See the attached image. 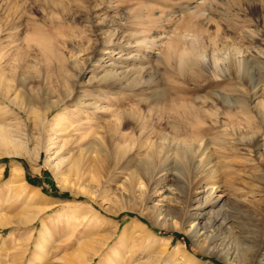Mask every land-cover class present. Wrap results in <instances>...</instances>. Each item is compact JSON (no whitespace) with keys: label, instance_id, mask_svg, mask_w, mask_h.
Segmentation results:
<instances>
[{"label":"rangeland","instance_id":"374dc122","mask_svg":"<svg viewBox=\"0 0 264 264\" xmlns=\"http://www.w3.org/2000/svg\"><path fill=\"white\" fill-rule=\"evenodd\" d=\"M53 1L59 7L44 0H0V126L25 140V147L18 143L20 156L8 155L13 144L0 142V222L11 223L0 226V264H79L98 247L97 239L108 242L86 264H187L173 256L179 245L203 263L229 264L199 249L184 232L188 227L179 229L178 218L161 227L144 216L180 209L187 199V216L198 217L203 227L199 236L209 233L218 249L248 264L264 240V0ZM43 43H50L47 55L37 46ZM182 58L195 65L184 66ZM242 59L247 72L239 68ZM109 72L116 79L101 83ZM216 93L217 101L211 98ZM24 100L32 104L31 115L18 107ZM57 100L61 105L38 126L42 109ZM189 106L212 114L198 125L201 140L186 141L207 146L206 155L197 157L208 156L200 174L185 164V155L171 152L178 161L157 174L164 163L145 161L149 142L140 140L135 123L120 132L134 139L135 149L125 143L130 153L116 159L109 140L117 137H106L104 125L122 113L131 120L137 107L146 121L162 116L175 123L174 113ZM59 115L63 119L54 127ZM214 119L220 123L209 127ZM67 124L70 137L56 144L55 135ZM168 128L161 131L168 135ZM84 131L103 137L110 156L96 161L91 154L68 174L73 150L59 155L57 147ZM131 157L135 161L126 162ZM13 164L21 168V180L7 184ZM164 175L177 200L166 196L164 181L150 188L141 181ZM206 184L211 187L204 190ZM20 186L34 200L12 192ZM34 209L42 211L30 220ZM93 219L97 230L88 234Z\"/></svg>","mask_w":264,"mask_h":264},{"label":"bare ground","instance_id":"6f19581e","mask_svg":"<svg viewBox=\"0 0 264 264\" xmlns=\"http://www.w3.org/2000/svg\"><path fill=\"white\" fill-rule=\"evenodd\" d=\"M44 3L46 4L47 7L53 6V7L57 8L60 5L59 3L54 2L53 0H44ZM64 10L66 11L65 6H63V11ZM110 39H111V37H110ZM49 44L43 43V44H38L37 46H39L40 48L43 49V52H45L44 55L45 54L47 55L49 53L50 48H51ZM181 62L186 67H189V66L193 67L195 65V62H192L191 60H187L185 58H182ZM74 63L76 64L77 62L74 61ZM238 64H239V68L242 72L248 71V70L246 71V68H248L247 67L248 62L246 59L240 60L238 62ZM196 65H198V63H196ZM198 67L200 68V70L203 71V68L201 67L200 64L198 65ZM80 70H81V68H80ZM116 75L117 74L114 72L113 73L109 72L107 75L105 74L101 78L100 82L103 83L102 81L114 79L116 77ZM13 77H15V76H12V78ZM220 95H221V93H216V94L211 95V98L213 100L217 101V99L219 100ZM8 101L10 102L11 100H8ZM24 102H25V105L23 108L21 106H18V107L23 109L27 113V115H31V112H32L30 110V108L32 106L31 102L26 101V100H24ZM10 103H13V102L11 101ZM61 103H62L61 100H57L56 102H52L50 106L44 107L45 110L42 109L43 115L41 116L39 114L38 118L35 119L37 125L40 126L42 123V120H43V116L45 114H47L49 111H51L52 109L59 107L61 105ZM12 105H14V104H12ZM135 111H136L135 112L136 115L132 116L131 120H130V118L125 116V115H129V114L122 113L121 116L117 117V119H116L117 122H115L114 124L108 123L102 127L107 134L106 137H109V138L113 137V136L117 137L115 139L114 138H110V140L108 139L110 144L114 143V144H112L113 145V152L112 153L115 154L116 159L124 158V157H125L124 159H126L127 156H124V155L130 153L128 146L125 147V145H124L125 143H129L130 145H132V148L129 145L130 149H132V150L135 149V141H133L134 139L130 140L126 137V134L124 135V134L120 133L121 128L126 127L130 123H135L136 125L139 126L140 131H139L138 136H139L140 140L145 139V141L147 140L149 142L148 143L149 146L147 147V149L144 153L145 154L144 155L145 161H149V164L155 160H157V161L162 160V164L164 163V165L167 163L165 166L162 165V167L158 169L157 174H159L161 172L166 173V172L170 171L171 169H169L167 167V165H170L171 162L176 163L178 161L177 159L171 157V155H169V152L173 153L174 156H176V157H182L183 155H185L186 156L185 164L186 165L188 164L189 169L192 166V169L195 171H198V173L202 170V167L205 164H208V156L203 161L197 160V157H202V156L206 155L205 149L207 148V146L204 145L202 147L201 146L202 144H199V145L197 144L196 147H193L192 145L187 144L188 142H186V141H188V139H191V140L193 139L194 141H196V140L200 141L201 140L200 139L201 134L198 133V130H200L201 127L198 125L200 123L205 125V119H207V117H209V115L212 116V114L207 115L206 112L202 108H197L195 106H189V108H186L184 110L181 109V110H178L177 112H175L174 114H176L178 116L175 119V123L174 122L172 123L171 121L170 122L166 121V118L165 117L163 118L162 116H158V118L156 119L155 122H152L151 120L149 122V121H146L144 119V115H143L142 109L140 107L135 108ZM240 115L247 118L246 117L247 111H245V109L243 107L240 108ZM62 119L63 118H61L60 115L57 116L54 120V127L59 126ZM219 123H220V121L218 119H214V120L210 121L208 126L209 127H212V126L215 127ZM69 124L72 125L73 123H69ZM69 124H67L68 125L67 127H63L64 126L63 125L58 132L56 131L57 134L55 135L56 136L55 140L56 139L59 140V141L56 140V144H59L60 142H64V141H62L63 138H65V137L69 138L70 137L69 133L68 134L65 133L68 131V127L70 126ZM93 126H91V128ZM162 126L169 127L170 128L169 132L171 134L170 133L168 135L164 134V131H161ZM209 127H207V128H209ZM91 128L89 126V129H91ZM55 130H58V129L56 128ZM80 130H81V128L78 126V128H76L74 131H80ZM13 132L14 131L12 130V128H10L9 126L4 127V125H3V128L1 127V130H0V142L6 146L13 144L12 152H9L8 155L20 156L22 154H20L18 152L19 151L18 149L21 150V147L18 146V143L19 144L21 143L20 145L23 144V146H24L23 141H25V140H23V141H18V139L16 140L14 137H17V135L16 134L14 135ZM84 133H85V131H84ZM75 137L72 139H69L66 144H63L62 146H58L57 152L55 153V154H59V155L61 154L62 155V154H67L70 150H73L72 158L69 161V165H70L69 170L66 171V172H68V174H70L72 171H75L77 168H79L81 163H84L85 161H89L92 158L91 154H94V159L96 161H98L99 158H103V157L108 159V157L110 156L109 153L107 152L108 149L106 150L105 149L106 146L104 147V143H103L104 138L103 137H100V138L97 137V133L95 131H92L90 133H85L83 135L77 136L76 138ZM159 138L162 140V142H160V143L158 142ZM180 138H184V139H182V141L184 142L183 144H181L182 142L180 141ZM15 142H16V144H14ZM111 157H113V156H111ZM210 157L211 156L209 155V158ZM131 160L135 161V159H133L131 157V158H128L126 160V162H130ZM63 162L64 161L62 158L58 159L59 165L63 164ZM145 165H147V163ZM149 168H151V167H149ZM11 171H12V176H11V179L8 181L7 184L18 183L19 179L21 180V175H20V173L22 171L21 168H17L16 165H14V167L11 166ZM214 171H213V173H214ZM134 174H135V172H134ZM168 177H169V175H164L162 177L155 179L153 176H151L150 178L142 177V180L141 179L140 180L143 181L145 188L146 187L150 188L153 184L159 183V182L161 183L164 181L163 186L166 187V190H165L166 196H168V198L170 197L171 200H177L178 197L176 196V194L173 193V189H171V186L168 185V182H169V180H167ZM216 181H218V180H216ZM20 183H21V181H20ZM210 183L212 185L213 181ZM220 183H222V182H220ZM16 185H18V184H16ZM140 185L141 186L143 185L142 182L139 184V186ZM209 185L210 184L203 185L202 188L204 189ZM211 185H210V187H211ZM12 188H14V187H12ZM12 192L18 196L23 195L24 198H25V195H27L29 197L25 186L15 187ZM27 196H26V199H27ZM32 199L33 198L30 199V197H29V201ZM189 200L191 201V199H187L185 206L183 203H181L183 206L180 209L168 207V210H169L168 213L163 214V215H162V213L157 214L154 212H152L150 216L144 215V214L143 215L148 217L149 219H152V222H153V219H154V221L156 219V221H155L156 224L158 226H161V227H163V225H165V224L171 225L169 218L176 217L180 220V228L179 229L183 230L182 228L187 226L188 228L184 232L186 233V235L188 234L191 238H195V243H196V245H198L197 247L199 249H202L205 252H210V254L214 253V254L218 255V257H222L224 259L225 263L227 262L229 264H247L245 262H242V260L238 256V254H236L235 252H232L231 250L218 249L220 244H218L217 239L214 236H211L209 233L207 234V232H205L203 235L199 236V234H198L199 230L200 229L202 230L203 227H201V222L198 219V217L193 218L192 217L193 215L187 216V210L190 206H192V202H189ZM40 201H41V199H40ZM188 202H189V204H187ZM35 204L37 205L38 203L36 202ZM177 204H179V202H177ZM204 204H205V202H204ZM34 210H36V209H34ZM34 210L32 211V215L30 216V220L35 218L39 214V212L42 211V209H38V211L37 210L34 211ZM160 215L163 216V219L158 221L157 217ZM93 216H94L93 218H96L95 215H93ZM90 221H92V220H90ZM149 221H151V220H149ZM93 222L94 223H92V224L90 223L89 225L86 226L87 232H89L88 234H91L95 230H97L96 228H97L98 223L94 219H93ZM10 224L11 223H9L8 221L7 222H0L1 227L8 226ZM213 224H214V222H213ZM142 225H144V224H142ZM40 236H43V233H41ZM107 242H108V240H106V239H99V240L97 239L95 244H97L98 247L91 248L84 255H82L83 254L82 253L80 263L86 264L90 260L89 256H91V255H92L91 257L95 256L100 251L102 245L106 244ZM169 244H170V239H168L166 241V245H169ZM263 250H264V240H262L258 249L255 251V255L252 257V260L249 261L248 264H264V257L262 255ZM173 253H174L173 256H176L178 258L180 257L181 259H183V261H186L187 264H206V263L199 261L193 255H191L190 252H188L186 250L184 245L177 246L176 249L173 251Z\"/></svg>","mask_w":264,"mask_h":264}]
</instances>
